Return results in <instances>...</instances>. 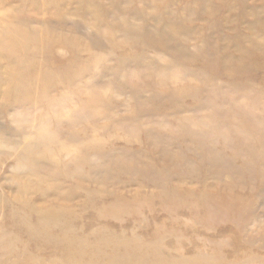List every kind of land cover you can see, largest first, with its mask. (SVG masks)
<instances>
[{"label": "rangeland", "instance_id": "1", "mask_svg": "<svg viewBox=\"0 0 264 264\" xmlns=\"http://www.w3.org/2000/svg\"><path fill=\"white\" fill-rule=\"evenodd\" d=\"M121 259L264 264V0H0V264Z\"/></svg>", "mask_w": 264, "mask_h": 264}, {"label": "bare ground", "instance_id": "2", "mask_svg": "<svg viewBox=\"0 0 264 264\" xmlns=\"http://www.w3.org/2000/svg\"><path fill=\"white\" fill-rule=\"evenodd\" d=\"M220 206V205H219ZM44 217L51 223L58 224L59 222L65 219V213L63 211H47L44 214ZM127 264L124 259H121L119 262H112L111 264Z\"/></svg>", "mask_w": 264, "mask_h": 264}]
</instances>
